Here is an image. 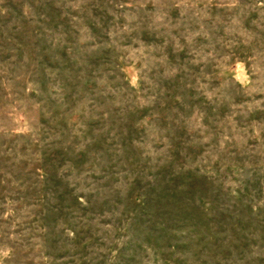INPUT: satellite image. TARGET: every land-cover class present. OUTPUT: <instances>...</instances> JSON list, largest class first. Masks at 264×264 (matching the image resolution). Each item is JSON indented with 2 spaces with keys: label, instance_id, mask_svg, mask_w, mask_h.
<instances>
[{
  "label": "rangeland",
  "instance_id": "1",
  "mask_svg": "<svg viewBox=\"0 0 264 264\" xmlns=\"http://www.w3.org/2000/svg\"><path fill=\"white\" fill-rule=\"evenodd\" d=\"M0 264H264V0H0Z\"/></svg>",
  "mask_w": 264,
  "mask_h": 264
}]
</instances>
